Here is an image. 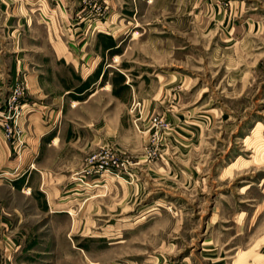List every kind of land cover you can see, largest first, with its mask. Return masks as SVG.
<instances>
[{
	"label": "rangeland",
	"instance_id": "obj_1",
	"mask_svg": "<svg viewBox=\"0 0 264 264\" xmlns=\"http://www.w3.org/2000/svg\"><path fill=\"white\" fill-rule=\"evenodd\" d=\"M24 1L0 0V32L20 29L5 25L6 8ZM69 2L54 30L38 31H58L75 59L116 43L93 24L121 31L117 68L129 79L107 75L106 110L87 106L109 131L99 144L98 133L75 129L83 160L60 195L41 193L37 177L0 195L12 209L10 264H264V0ZM20 10L16 22L27 17ZM17 86L6 105L15 91L25 96Z\"/></svg>",
	"mask_w": 264,
	"mask_h": 264
},
{
	"label": "crops",
	"instance_id": "obj_2",
	"mask_svg": "<svg viewBox=\"0 0 264 264\" xmlns=\"http://www.w3.org/2000/svg\"><path fill=\"white\" fill-rule=\"evenodd\" d=\"M62 2L71 3L69 0H25L17 7L6 8L8 18L5 25L13 30L20 27L16 31L0 32V195H8V200L14 193L20 195L26 189H32L31 181L35 182L36 177L41 193L60 195V186L71 179L76 172V164H82L83 153L77 148V140L80 142L82 135L78 132L76 136V131L83 128L95 135L98 133L96 140L99 144L106 140L109 131L106 119L92 122L87 106L99 104L100 111L106 110V99L102 94H107L111 88L103 83L105 76L108 75V81L110 75H122L129 79L117 68L122 64L123 56V40L118 41L117 35L121 31L109 33L99 29L102 23L93 24L92 28L105 36L103 39L111 36L116 43L92 44L85 50L89 56L76 59L69 52L65 55L67 48L60 42L58 31H38L43 30L40 26L44 25L47 30H54L55 15L58 20L65 13L61 8ZM74 4L81 5L80 2ZM18 10L23 17L24 13L27 17L16 22L14 14ZM70 12L71 9L66 11ZM12 36H16L15 42L9 39ZM12 52H18V55L12 57ZM61 57L65 59V65H70L72 69L70 80L74 84L67 88L60 80ZM109 57L112 65L107 62ZM21 82L25 83V96L19 99L10 123L14 125L21 142L16 148L25 150L22 156L14 157L12 142L4 134L3 117L8 111L6 99L9 93ZM100 111L96 116L103 115ZM76 115H88V123H73L78 120ZM70 116L73 119L70 120ZM29 165H35L36 170L29 171ZM6 207L5 203H0V258L10 264L9 260L14 255L10 234L13 218L12 209Z\"/></svg>",
	"mask_w": 264,
	"mask_h": 264
},
{
	"label": "built area",
	"instance_id": "obj_3",
	"mask_svg": "<svg viewBox=\"0 0 264 264\" xmlns=\"http://www.w3.org/2000/svg\"><path fill=\"white\" fill-rule=\"evenodd\" d=\"M18 94V96H17ZM22 96V92H17L15 91V93L12 95V98L9 100L8 104H7V113L6 115L3 117V130L4 133L6 135V138L8 140H11V142H16L15 138L18 136L16 130L14 129V127L12 126V124L9 121V113L15 108V110L17 109L18 103H19V99ZM6 112V111H5ZM31 168H33V166H31ZM18 170V169H17ZM0 264H5V262L0 261Z\"/></svg>",
	"mask_w": 264,
	"mask_h": 264
},
{
	"label": "trees",
	"instance_id": "obj_4",
	"mask_svg": "<svg viewBox=\"0 0 264 264\" xmlns=\"http://www.w3.org/2000/svg\"><path fill=\"white\" fill-rule=\"evenodd\" d=\"M106 77V76H105Z\"/></svg>",
	"mask_w": 264,
	"mask_h": 264
}]
</instances>
